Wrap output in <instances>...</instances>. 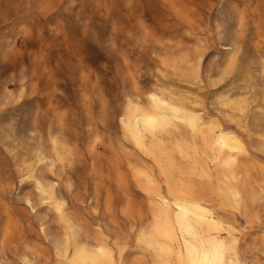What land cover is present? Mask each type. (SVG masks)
<instances>
[{"label":"rangeland","instance_id":"rangeland-1","mask_svg":"<svg viewBox=\"0 0 264 264\" xmlns=\"http://www.w3.org/2000/svg\"><path fill=\"white\" fill-rule=\"evenodd\" d=\"M178 219L264 264V0H0V264H189Z\"/></svg>","mask_w":264,"mask_h":264},{"label":"bare ground","instance_id":"bare-ground-1","mask_svg":"<svg viewBox=\"0 0 264 264\" xmlns=\"http://www.w3.org/2000/svg\"><path fill=\"white\" fill-rule=\"evenodd\" d=\"M155 106L159 108L157 100H155ZM171 111L178 116L181 114L180 109L175 106H171ZM217 142L227 143V140L224 137H219ZM162 230L169 236L179 233L178 236L181 239V244L189 264H225L224 244L218 240H213L209 243L211 249L208 250L206 242L200 237L196 228L189 220L178 219L176 221V228L165 224L162 226Z\"/></svg>","mask_w":264,"mask_h":264}]
</instances>
